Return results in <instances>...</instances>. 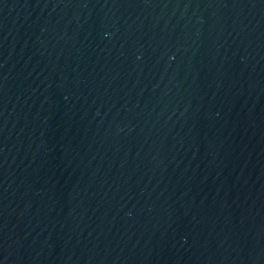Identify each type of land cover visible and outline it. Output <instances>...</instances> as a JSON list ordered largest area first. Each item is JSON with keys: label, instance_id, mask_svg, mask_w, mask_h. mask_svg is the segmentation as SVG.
I'll use <instances>...</instances> for the list:
<instances>
[{"label": "water", "instance_id": "obj_1", "mask_svg": "<svg viewBox=\"0 0 264 264\" xmlns=\"http://www.w3.org/2000/svg\"><path fill=\"white\" fill-rule=\"evenodd\" d=\"M0 264H264V0H0Z\"/></svg>", "mask_w": 264, "mask_h": 264}]
</instances>
